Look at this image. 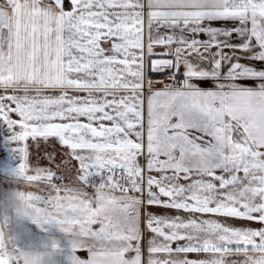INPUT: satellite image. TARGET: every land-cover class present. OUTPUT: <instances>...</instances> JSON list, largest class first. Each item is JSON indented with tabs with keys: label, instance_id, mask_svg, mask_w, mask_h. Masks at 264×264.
I'll return each mask as SVG.
<instances>
[{
	"label": "snow or ice",
	"instance_id": "1",
	"mask_svg": "<svg viewBox=\"0 0 264 264\" xmlns=\"http://www.w3.org/2000/svg\"><path fill=\"white\" fill-rule=\"evenodd\" d=\"M154 46L165 49L159 58ZM149 66L171 70L172 81L183 66V79L153 91ZM0 89L12 143L31 138L39 150L43 141L51 163L50 138L69 150L59 167L75 171L81 187L61 183L64 173L50 167L28 174L27 147L13 149L19 177L50 189L29 199L36 221L70 235L71 264H229L227 256L264 255V0H3ZM145 171L160 175L145 182Z\"/></svg>",
	"mask_w": 264,
	"mask_h": 264
},
{
	"label": "crops",
	"instance_id": "2",
	"mask_svg": "<svg viewBox=\"0 0 264 264\" xmlns=\"http://www.w3.org/2000/svg\"><path fill=\"white\" fill-rule=\"evenodd\" d=\"M70 2V0H69ZM0 3H3V0H0ZM67 3V0H66ZM66 9H67V5H66ZM70 10V9H68ZM213 27H223L224 24L223 22L220 21H215V22H211ZM232 24L231 22H229L228 27H231ZM145 35L147 34V22L145 20ZM153 34L155 35V29L153 30ZM162 34H164L162 32ZM200 39H206L205 36L201 35L199 37ZM146 44V41H145ZM165 51L164 48L160 47V46H154V53L156 54L154 56V58H159V54L161 52ZM213 51H215V49H213ZM228 51V50H225ZM237 55H242V53H237ZM242 63H249V61L247 60H243L241 61ZM205 66V65H202ZM257 68L262 67V65L260 64H256ZM226 71V68L224 69ZM170 71L168 69H165L163 71L160 72H152L150 70V66L148 67V69L146 70L145 73V77H146V81L147 79H151L152 84H153V91L155 90H162L164 88V86L167 84V79L169 78L170 75ZM184 71L183 66L180 67V75L178 76L177 80H176V85L179 84L180 81H182L183 76L182 73ZM164 76V77H163ZM194 83L199 84V86L202 89H210L213 87V83L211 81H193ZM239 83L241 84H245V85H254L255 81L252 80H242L239 81ZM0 94H4V90L0 89ZM53 95H56L58 93H52ZM70 94H74V95H85L84 93H70ZM124 93H121V95H123ZM11 118L13 119H19L17 116H15V114L11 115ZM82 122H87L85 118H81ZM108 123V122H105ZM16 131H19V128H16ZM11 135V131L8 128V126L2 122H0V194H3L4 192H6L7 190L13 188V187H18V185H14L12 184L11 181V177L9 175V172L14 169L16 167V165L19 164L20 162V158L19 155L13 151L14 148L17 147H22V146H26L27 150H28V165H29V170H28V174H35V168L38 166V162L36 160V154H37V149H36V144L34 141H32L31 138H29L28 140L21 142L19 144L17 143H12L9 139ZM131 139L135 140V136H130ZM49 142H51L52 144H57L59 145V143L54 139V138H50ZM145 154H146V101H145ZM139 163L141 165L146 166V160L144 156H141L139 158ZM171 174V173H169ZM218 175L220 174L219 172L217 173ZM151 175L153 177H159L160 173L158 172H144V181L146 182L148 176ZM240 175H242V173H240ZM205 179H208L207 177H205ZM97 182V181H95ZM22 183L24 184V186L26 187V189L29 192H33L35 194H43L38 192L39 188L44 186L45 184L43 182H29L26 180L22 179ZM180 184H187L189 183V181L184 180V179H180L179 180ZM32 186H34L35 188H33ZM46 187V186H45ZM50 192V190L48 189L46 193V195H48ZM44 195V194H43ZM153 213H157L160 215H169V216H176L179 215L180 217L187 219L189 216L191 215H196L197 217L200 216V214H190V213H185L183 211L180 212H176L174 210H167V209H163V208H159V207H153ZM203 218H209L208 216H205ZM221 221H225V218L223 217H212ZM228 225L230 226H235V227H244V226H250L253 229H259L261 227V225L258 222H248L245 220H241V219H228L225 221ZM27 227L30 229V233L28 236V239H30L34 246L38 249V250H46L50 243L52 241H55L58 245V251L56 253H54L52 255V257L50 258V260L48 261V264H71V261L69 260V256L72 254V249H71V245H70V240L71 237L69 234H66L64 232H62L59 228H57L54 224L51 225H44L42 228L38 227L36 225L33 224H27ZM181 244H183L184 242L181 241L179 242ZM177 245L174 242L172 247L175 248ZM200 254V253H199ZM75 255L77 257H79L80 259H87L88 258V252L87 249H77L75 252ZM129 256H131L132 254L129 253L127 254ZM242 255H231V256H227L226 259L229 261V264H231V261L236 260V261H240L242 259ZM145 260H146V252H145Z\"/></svg>",
	"mask_w": 264,
	"mask_h": 264
},
{
	"label": "clouds",
	"instance_id": "3",
	"mask_svg": "<svg viewBox=\"0 0 264 264\" xmlns=\"http://www.w3.org/2000/svg\"><path fill=\"white\" fill-rule=\"evenodd\" d=\"M11 183L18 185L0 194V259L6 264H48L58 245L52 241L46 250H38L28 239L30 229L27 224L43 227V221H36L29 191L22 183L17 168L9 172ZM57 227V226H56ZM59 228V227H57ZM240 264H254L264 258L262 254L242 253Z\"/></svg>",
	"mask_w": 264,
	"mask_h": 264
},
{
	"label": "rangeland",
	"instance_id": "4",
	"mask_svg": "<svg viewBox=\"0 0 264 264\" xmlns=\"http://www.w3.org/2000/svg\"><path fill=\"white\" fill-rule=\"evenodd\" d=\"M36 146V145H35ZM52 148L55 149V163H51L46 155H45V151H44V145H43V141H41V147L38 150L37 147V154H36V160L38 162V166L39 167H50L58 172H63L64 175L66 176V179L64 180V183L68 184V186L70 187H81L80 183L78 180L75 179L76 176V172L73 171L70 175L62 168L59 167L60 162L61 161H66L69 159L68 156H66V153H68V149L66 147H62V146H57L54 144H49V148L48 151H51ZM73 164H75L76 162L73 161ZM94 181L98 180L97 182H99V177H93L92 178ZM44 186H47L46 184ZM89 193H91L93 190H91V188L86 189ZM116 195H120L119 192L115 193ZM148 211L153 212V207L149 208ZM141 228L143 230V237L144 239H147V234L146 233V228H144L143 222L141 224ZM145 239V240H146ZM190 258H202L205 259L207 256L203 254H197V253H189L188 254ZM208 255V254H207ZM208 258V257H207Z\"/></svg>",
	"mask_w": 264,
	"mask_h": 264
},
{
	"label": "trees",
	"instance_id": "5",
	"mask_svg": "<svg viewBox=\"0 0 264 264\" xmlns=\"http://www.w3.org/2000/svg\"><path fill=\"white\" fill-rule=\"evenodd\" d=\"M163 77H164V76H163ZM49 144L52 145L51 142H49ZM54 145H57V144H54ZM57 146H61V145H57ZM96 181H98V180H96ZM32 187L35 188L34 186H32ZM46 190H47V187L42 186V187L39 188V191H38V192L45 194L44 192H46ZM32 193H33V192H32ZM146 233H148V234H147V239H146V238H145L146 240L144 239V243H145V244H146L147 240H148V239L150 238V236H151V234L148 232V230H146ZM200 254H203V253H200ZM181 255H183V254H181ZM204 255H206L207 257H209L210 254H208V255H207V254H204ZM207 257H206V258H207ZM187 258L192 259V258L189 257L188 254H187ZM206 258H205V259H206ZM193 259H202V258H193Z\"/></svg>",
	"mask_w": 264,
	"mask_h": 264
},
{
	"label": "built area",
	"instance_id": "6",
	"mask_svg": "<svg viewBox=\"0 0 264 264\" xmlns=\"http://www.w3.org/2000/svg\"><path fill=\"white\" fill-rule=\"evenodd\" d=\"M167 84L168 85H176V81H172V80H170L169 78L167 79ZM61 183H64V181H62ZM63 194V193H62ZM129 195H139V194H137V193H129ZM145 207L147 208V206L145 205ZM149 209V208H148ZM147 209V210H148Z\"/></svg>",
	"mask_w": 264,
	"mask_h": 264
}]
</instances>
